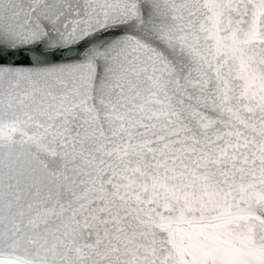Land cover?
Wrapping results in <instances>:
<instances>
[{"label": "snow or ice", "instance_id": "snow-or-ice-1", "mask_svg": "<svg viewBox=\"0 0 264 264\" xmlns=\"http://www.w3.org/2000/svg\"><path fill=\"white\" fill-rule=\"evenodd\" d=\"M0 264H264V0H0Z\"/></svg>", "mask_w": 264, "mask_h": 264}]
</instances>
